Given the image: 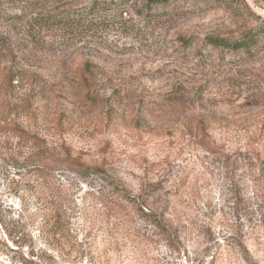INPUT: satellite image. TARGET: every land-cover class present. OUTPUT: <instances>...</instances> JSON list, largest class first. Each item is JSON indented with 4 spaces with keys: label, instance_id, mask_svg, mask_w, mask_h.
I'll return each instance as SVG.
<instances>
[{
    "label": "rangeland",
    "instance_id": "rangeland-1",
    "mask_svg": "<svg viewBox=\"0 0 264 264\" xmlns=\"http://www.w3.org/2000/svg\"><path fill=\"white\" fill-rule=\"evenodd\" d=\"M223 1L0 0V264H264V28L248 53L206 41L264 26V0ZM39 147L106 176L18 168ZM60 202L82 252L38 232Z\"/></svg>",
    "mask_w": 264,
    "mask_h": 264
},
{
    "label": "trees",
    "instance_id": "trees-1",
    "mask_svg": "<svg viewBox=\"0 0 264 264\" xmlns=\"http://www.w3.org/2000/svg\"><path fill=\"white\" fill-rule=\"evenodd\" d=\"M118 1H128V0H118ZM177 1V0H145L144 6L152 7L158 5H166L169 2ZM224 4H226L229 8H233L234 11L243 10L249 14H253L249 5L245 3L244 0H224ZM263 28H253L249 30L247 33L242 35L237 39H229L223 37L216 36H208L206 37V41L209 45L214 47H221L230 49L233 51L248 53L250 52L258 43L259 39L263 38ZM85 74L90 72V68H85ZM90 77L84 75L83 80H88ZM13 131L16 132L20 137L25 140L32 141L34 144V140L36 137L30 135L25 130L20 128L19 126L12 127ZM18 168H23L27 170V172H34L35 177H43V172L49 171L51 173L58 172L60 176L64 172L71 173L76 175L81 179H85L92 175H101L106 176V170L102 166H93L81 161L80 158L73 156L70 151H65L62 154H51L48 149L44 147H39L35 151L27 154L22 157V159H17ZM111 186V202L112 206L110 207L114 212H121L125 208L123 207V202L125 200L132 201L133 209L138 212L139 216H141L144 221L149 222L155 228L158 229L167 239H169V223L165 220L163 213L157 212L155 209L149 207L150 205L141 198L138 197H129L127 195L126 189L123 186H120L118 183L111 182L109 183ZM66 191L65 185L61 182L57 188L58 196H61L62 193ZM115 195V196H114ZM62 197V196H61ZM63 198V197H62ZM136 199L140 200L138 204L136 203ZM60 201H63L62 199ZM63 202H60L56 207V213L52 214V219L48 216L44 219L42 227L38 230L41 234H47L50 238L56 237L57 235L62 238L69 237L73 240V242L79 246V251L84 250V244L86 242V238L88 233H79V229L64 227L61 219L65 215V209L62 208ZM146 206L147 208H145ZM51 221V222H50ZM49 225V227H47ZM8 236V235H6ZM53 249L57 250V247H53Z\"/></svg>",
    "mask_w": 264,
    "mask_h": 264
}]
</instances>
